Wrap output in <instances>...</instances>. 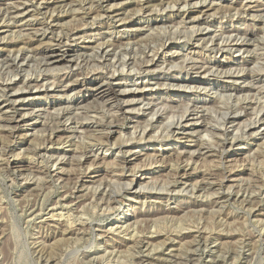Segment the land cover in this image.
I'll return each instance as SVG.
<instances>
[{"label": "rangeland", "instance_id": "374dc122", "mask_svg": "<svg viewBox=\"0 0 264 264\" xmlns=\"http://www.w3.org/2000/svg\"><path fill=\"white\" fill-rule=\"evenodd\" d=\"M140 1L144 0H0V58L24 45H29V55L33 56L23 62L20 75L0 61V81L12 78L17 81L14 86L22 85L21 74L28 71L32 76L44 71L50 80L42 88L31 86L22 91L30 97L9 111L4 112L6 97H0V115L18 119L28 112L23 117V128L14 133L0 128V264H137L140 258L145 259L143 264H264V88H256L264 84V0H213V5L211 0H189L187 6L180 4L181 11L177 10L178 4L172 7L176 0H164L172 3L171 7L163 10L156 6L147 13L139 7ZM24 2L29 7L27 16L9 22L5 3L21 6ZM160 3L161 0L151 2ZM209 5L217 12L211 24L203 20L189 22L186 18L187 14L203 15L201 10ZM90 6L94 13L85 14L83 10ZM71 10L76 11L74 16ZM45 11L63 14L59 24L64 28L77 26L84 38L58 47L51 45V34L32 37L28 33L47 19ZM133 12L132 19L128 18ZM116 13H121L119 18L125 26L112 16ZM234 14L231 19L229 16ZM157 26L161 28H154ZM224 26L241 28L237 37L251 39L249 49L217 52L196 42L205 33H218ZM169 31L175 32L171 34L173 40H167L161 48L160 43ZM110 36H122L124 40L130 37V43L125 45L126 55L135 57V67L131 64L135 70L128 69L131 65L117 64L111 84H101L103 80L96 78L98 71L116 67L101 65L91 46L111 39ZM258 38L261 40L257 41ZM51 47L65 55L47 66L43 57ZM150 49L166 61L155 71L137 73L136 68L150 56L146 54H152ZM82 52L78 67L70 65L69 60ZM211 58L216 64H210L212 67L205 73L206 68L198 66ZM244 58L249 61H243ZM168 63L170 72L163 73ZM194 63L198 66L191 69ZM53 65L58 68H47ZM88 73L94 75H90L87 87L99 85L98 90L90 91L79 83ZM232 76L240 78L231 82ZM122 78L135 80L137 85L133 89L146 87L130 104L131 108L136 106L132 110L134 117L117 120L112 119L116 116L115 101L108 95L100 97V91L115 87ZM253 78L263 79L254 82ZM54 79L70 83L54 89L50 85ZM158 81L166 83L159 86ZM171 82H180L182 86ZM52 102L57 103L54 108L70 113L62 120L81 116L78 121L86 123L84 128L74 130V123L68 119L63 128L66 131H57L52 134V142L46 141L51 129H45L44 123L56 126L48 113ZM193 106L204 109L208 121L202 122L204 117L199 119L204 111L184 117V123L195 120L196 129H190L194 133L176 131L165 138L172 134L170 128H165L167 121L176 119L167 120V116H178ZM154 111L159 112L151 119L149 114ZM227 111L237 112L236 121L227 123L222 119ZM94 114L108 124L109 142L105 145L96 143L100 132L93 130L102 127L94 123L86 127ZM256 119L254 127L249 125ZM4 121L0 120V126L7 125ZM213 124L228 126L229 134L224 135ZM142 126L154 138L140 139ZM254 130L260 132L253 135ZM231 133L238 134L240 139L232 146H221L222 138L232 139ZM91 148L97 150L99 157L89 153L86 158L83 152ZM126 150L131 152L125 155ZM133 179L132 185L124 186ZM119 182L123 190L117 185ZM112 189L117 191L109 198Z\"/></svg>", "mask_w": 264, "mask_h": 264}, {"label": "bare ground", "instance_id": "6f19581e", "mask_svg": "<svg viewBox=\"0 0 264 264\" xmlns=\"http://www.w3.org/2000/svg\"><path fill=\"white\" fill-rule=\"evenodd\" d=\"M172 1V0H171ZM177 1V0H176ZM175 1V3H173V6L172 7H174V5L176 6L177 4H178V9L177 10H179L180 8H181V6H180V4H182V3H184V5L182 6V7H184V6H187V4H189V0H178L177 2ZM206 1V0H205ZM212 2V4L211 5H213L214 4V2H213V0H211ZM262 1V0H261ZM151 2H152V0H144V1H140V2H138V5H139V7L140 8H142L143 10H144V12H151V11H153L154 9L153 8H155L156 6H160L163 10L164 9H166V7H168V6H170L171 7V5H172V3H169V2H165L164 0H161V3L160 4H155V5H153V4H151ZM249 2H256V1H252V0H250ZM16 3V2H15ZM48 3V2H47ZM196 1L194 2V5L196 6ZM6 4V8H5V12H6V16H7V19H9V22L10 21H16L19 17H21V19H24L25 18V16H27V12L29 11V7L25 4V2L24 3H22V5H25V6H23V8H21V6L20 5H17V6H15V5H12V4H8V3H5ZM43 4V3H42ZM167 4V5H166ZM254 4V3H253ZM46 6V5H45ZM93 6V5H92ZM95 7V6H94ZM246 7V6H245ZM249 7V6H248ZM253 7V6H252ZM251 7V8H252ZM255 7H256V5H255ZM46 8H48V7H46ZM82 8V7H81ZM140 8H138V10L140 9ZM160 8V9H161ZM214 7H210V5H209V7L207 8V9H203V10H201V12L203 13V15H200V14H197V15H190V14H187V16H186V18H188V21L189 22H199L200 20H203V21H206L207 22V25H208V23H212V21H213V19H211L212 17H213V15H215V12H216V10H214L213 9ZM96 9V8H95ZM156 9H157V7H156ZM174 9V8H173ZM239 9V8H238ZM254 9V8H253ZM76 10V9H75ZM142 10V11H143ZM83 11H85V14H90V13H94V9H93V7H91L90 6V8H86V10L84 9ZM83 11H82V13H83ZM179 11H181V10H179ZM246 11V10H245ZM249 11V10H248ZM48 12V15H47V19H45V20H43V21H41V22H39V25L38 26H36V27H32V30H30V32L28 33V34H31L32 35V37H35V36H37V35H41V36H43L44 38L45 37H47L49 34H51V45H56V46H65L66 44H70L71 42L72 43H74L75 41H77V40H81L82 38H84V35H80V29L77 27V26H72V27H67V28H64L61 24H59V20H60V18L63 16V14H61V13H56V14H54L55 12L53 11V12H49V11H45V13H47ZM71 13H72V15L74 16L75 15V13H76V11H73V10H71L70 11ZM187 12V11H186ZM227 12V11H226ZM217 13V12H216ZM251 13V12H250ZM257 13V12H256ZM249 14V13H248ZM67 15V14H66ZM78 15V14H77ZM121 15V13H116L115 15L113 14L112 16L113 17H117L118 18V21H120L121 20V18H119V16ZM135 15V12H133L131 15H130V17H128V18H130V19H132V17ZM235 14L234 15H232V16H229L231 19H234L235 18ZM247 16V15H246ZM258 16V15H257ZM260 16V15H259ZM227 18V20H229V17H227V16H223L222 18ZM253 17H254V15H253ZM261 17V16H260ZM116 18V19H117ZM127 18V19H128ZM256 18V17H255ZM126 18H124V20H125ZM19 20V19H18ZM230 21V20H229ZM7 23V25H10V23ZM26 22V21H25ZM29 23V22H28ZM202 23V22H201ZM26 24V23H25ZM120 24L121 25H124L125 23H122V20H121V22H120ZM194 24V23H193ZM196 24V23H195ZM24 25V24H23ZM118 25V24H117ZM182 25V24H181ZM125 26V25H124ZM206 26V25H205ZM160 26H157V27H154V28H159ZM174 27V26H173ZM183 27H185V25L183 26ZM207 28H208V26H206ZM203 28V29H200V27H199V29L200 30H203V31H205L207 28ZM2 28V27H1ZM58 28H60V30L59 31H57V32H55L56 31V29H58ZM147 28V27H146ZM161 28V27H160ZM176 28V27H175ZM256 28V27H255ZM20 29V28H19ZM171 29V28H170ZM183 29V28H182ZM181 29V30H182ZM190 29H193V28H190ZM194 29H195V27H194ZM241 29V28H240ZM239 28H237V27H232V28H229V29H227V26H224V27H221V29H220V31L218 30V33L215 31L214 32V34H212V35H209V36H206L207 34H209V33H205L206 35L205 36H200L199 38H198V40L196 41V42H198V43H200V45H202V47H204V48H206V49H209V50H217V52H225V50H235V51H242V50H244V51H246V50H248L249 48L248 47H250V45L252 44L250 41H252L251 39H246V37H244L243 39H241V38H238L237 37V35H238V33L239 32H241V30H240ZM260 29V28H259ZM3 30V29H2ZM101 30V29H100ZM162 30H163V28H162ZM166 30V29H165ZM179 30V29H178ZM177 30V31H178ZM199 30V31H200ZM254 30V29H253ZM261 30V29H260ZM160 31V30H159ZM174 31H175V29H174ZM174 31H169L170 33H169V35H166L165 33V35H166V37H164V39H165V41H164V39H162V42L160 43V47L162 46V47H165L166 45H167V40H173L172 38L173 37H171V34H174L175 32ZM194 31V30H193ZM197 31H198V28H197ZM198 31V32H199ZM202 31V32H203ZM245 31V30H244ZM109 32V31H108ZM153 32H154V30H153ZM158 32V31H157ZM162 32V31H161ZM185 32V31H184ZM187 32V31H186ZM247 32H248V30H247ZM160 33V32H159ZM158 33V34H159ZM163 33V32H162ZM181 33V32H180ZM193 34L195 33V31L194 32H192ZM257 33V32H256ZM95 34H97V35H101V34H103V32L102 33H95ZM112 34V33H111ZM191 34V33H190ZM246 34V33H245ZM255 34V33H254ZM260 34V33H259ZM97 35H95V36H93V37H98ZM129 35V34H128ZM152 35V34H151ZM177 35H178V33H177ZM109 36V35H108ZM173 36H176V35H173ZM193 36V35H192ZM31 37V36H30ZM50 37V36H49ZM100 37V36H99ZM103 37V36H102ZM105 37H107V36H105ZM104 37V38H105ZM112 36H110L109 38H111ZM148 37V36H147ZM240 37V36H239ZM27 38V37H26ZM177 38H179L178 36H177ZM181 38V37H180ZM194 38V37H193ZM248 38V37H247ZM256 38H257V36H256ZM39 39V38H38ZM103 39V38H102ZM125 38H123L122 36L120 37V38H116V37H112L111 39H108L107 41H100V42H96V44L93 46H91V48L93 49V53L92 54H94V56H96V57H99V58H97V59H99L100 60V62L102 63H100L101 65H103V64H106V65H108V66H113V68H115L116 66H118V65H126V66H130L131 64L132 65H134V67H135V64H133L134 63V58H132L131 56L129 57V58H127V52H128V45H127V48H126V44H128L127 42H129L128 40L130 39V37L128 36L127 38H126V40H124ZM183 39V38H182ZM187 39V38H186ZM255 39V38H254ZM261 40V38H258V40L257 41H260ZM1 40V39H0ZM27 40V39H26ZM28 40H31V39H28ZM96 40V39H95ZM101 40V39H100ZM11 41H13V39L11 40ZM10 41V42H11ZM17 41H19V40H17ZM4 42V41H3ZM253 42V41H252ZM28 43V42H27ZM42 43V42H41ZM130 43V42H129ZM23 44V43H22ZM132 44V43H131ZM136 44V43H135ZM148 44V43H147ZM254 44H256V42L254 43ZM257 44H259V42L257 43ZM137 46V45H136ZM261 46V45H260ZM42 47V46H41ZM47 47V46H46ZM87 47H90V46H87ZM149 47V46H148ZM159 47V48H160ZM161 47V48H162ZM254 47V46H253ZM264 47V46H263ZM50 48V47H49ZM147 48V47H146ZM255 50L257 49V47H256V45H255ZM254 48H253V50H254ZM260 48V47H259ZM251 49V48H250ZM146 50V49H145ZM154 50V49H153ZM157 50V49H156ZM159 50V49H158ZM254 50V51H255ZM31 50H30V48H29V45L28 46H20V47H17V48H15L13 51H11V50H9V53L8 54H6V55H4V56H2L1 58H0V61L2 62V63H4V64H6V66H8V67H12L13 69L12 70H15V75H20V72H21V70H23L24 68H22L23 67V62L25 61V60H27L28 58H30L29 59V61L31 60V57H33V56H30L29 55V52H30ZM60 50L59 49H55L54 47H51V50H49L48 51V53H44V65H49V64H51L52 62H54V61H59V60H62L63 58H64V55H65V53H60L59 52ZM147 51V50H146ZM150 51H151V49H150ZM160 51V50H159ZM251 51V50H250ZM33 52V51H32ZM39 52V51H38ZM38 52H37V54H38ZM133 52V51H132ZM144 52V51H143ZM86 53V52H85ZM151 53H152V51H151ZM249 53V52H248ZM84 54V52H82V53H77V57L78 58H75V59H70L69 60V64L70 65H74L75 67L77 66L78 67V65H79V63H80V61H79V59H80V57L82 56ZM87 54V53H86ZM132 54V53H131ZM130 54V55H131ZM144 55V54H143ZM146 55H150V56H148V58H147V60L146 61H143V63L141 64L140 62V66H138L137 68H136V71H137V73H145V72H151V71H155L156 69H158V68H161L162 67V64L166 61H164L163 60V58H161V54H159V52H154V53H152V54H150V53H147ZM42 56H43V54H42ZM141 56H142V54H141ZM137 57V56H136ZM140 57V56H139ZM82 58V57H81ZM143 58V57H142ZM145 58V57H144ZM183 58V57H182ZM260 58V57H259ZM245 59V58H244ZM160 60H163V62H161V63H159V61ZM205 60V59H204ZM216 60V59H215ZM253 60V59H252ZM29 61L27 62V65H28V63H29ZM168 61V60H167ZM243 61H246V62H248L249 60L248 59H245V60H243ZM258 61V60H257ZM171 62V61H170ZM175 62V61H174ZM187 62V61H186ZM261 62V61H260ZM81 63H82V61H81ZM123 63V64H122ZM213 63H215V62H213V60H212V58L211 59H209V60H207V61H205V62H202V65L201 66H198L196 63H194V65H190V68L192 69V68H197L196 66H198V67H205L206 69H205V73H207L206 71H208V69H210L209 67H212V66H214V65H212ZM245 63V62H244ZM58 64V63H57ZM118 64V65H117ZM175 64V63H174ZM177 64V63H176ZM175 64V65H176ZM210 64L212 65V66H210ZM216 64V63H215ZM255 64H257V63H255ZM70 65H68V67L70 66ZM132 65L130 66V68H128V69H131V71L134 69L135 70V68L134 67H132ZM171 65H173V62H172V64ZM170 63H168L167 64V66L165 67L166 69L164 70V69H162V70H164L163 71V73H169L170 72ZM189 65V64H188ZM259 66V65H258ZM46 67V66H45ZM64 67V66H63ZM66 67V66H65ZM119 67V66H118ZM125 67V66H124ZM47 68H51V69H55V68H58L57 67V65H53V66H49V67H47ZM164 68V67H163ZM175 68V67H174ZM45 69V68H44ZM50 69V70H51ZM71 69H72V67H71ZM100 69V68H99ZM123 69V68H122ZM125 69V68H124ZM230 70H231V67L229 68ZM232 69H233V67H232ZM249 69V68H248ZM257 69V68H256ZM46 70V69H45ZM59 70H62V69H59ZM118 69H117V67L113 70V69H108L107 67H106V71L105 70H102V71H98V72H100L99 73V76H97L96 78H100V79H102L103 81L101 82V84H104V82H108V83H110V81H112V79H113V77L115 76V72L117 71ZM121 70V69H120ZM133 70V71H134ZM177 70V69H176ZM186 70V69H185ZM222 70H224V69H222ZM125 71V70H124ZM211 71V70H210ZM229 71V70H228ZM29 72V71H28ZM28 72H26V73H24V74H21L22 76L20 77V80H22V85H18V86H14V84L17 82L16 80H13L12 78L10 79V80H4V81H0V97H6L5 98V102L7 103V104H5L3 107L4 108H6L5 110H4V112H6V111H9V109L11 108V107H16V104H19V105H23L22 104V102L24 101V100H26L27 98H29L28 97V95H26L25 93H23L22 91H25V90H27V89H29L31 86H34L35 88H38V87H44L45 86V83L46 82H50V80H49V78L46 76V74L45 73H42V72H44V71H42L40 74H37L36 76H32V75H29V73ZM69 72L70 71H68V73H67V75L69 74ZM39 73V72H38ZM235 73V72H234ZM233 73V74H234ZM92 74V75H91ZM127 74V73H126ZM232 74V75H233ZM67 75L65 76V79L67 78ZM93 77V75H94V73H88V74H84V76H83V78L80 80V82L79 83H81L82 85H83V87L84 86H86V88L85 89H90V91L91 90H98L100 87H99V85H95V86H93V87H87V82H90L91 81V79H92V77ZM259 75V74H258ZM231 76V75H230ZM259 77V76H258ZM263 77V76H262ZM88 78L90 79V80H88ZM95 78V77H94ZM238 78H240V77H236L235 76V78L232 76V79L233 80H231V82H235V80L234 79H238ZM80 78H77V80H79ZM123 79V78H122ZM175 79V78H174ZM263 79V78H262ZM262 79H255V78H253L252 80L254 81V82H259V81H261ZM43 81V82H42ZM46 81V82H45ZM65 80H63V79H61V80H53V81H51V87L52 86H54L55 88L54 89H56L57 87H59V86H66V85H68L70 82H67V84H64L63 82H64ZM247 81V80H246ZM252 81V82H253ZM238 82V81H237ZM166 82L165 81H158V82H156V84H158L159 86H161V85H163V84H165ZM261 83H263V82H261ZM99 84V83H98ZM111 84V83H110ZM155 84V85H156ZM171 84H176V85H178V86H182V84H180V82L178 83V82H176V83H174V82H171ZM136 86L137 85V82H135V80L134 81H132V80H127L126 78L125 79H123L122 81H120V82H118L117 83V85L115 86V87H111L109 90H107V91H100V94H101V96L100 97H103V96H105V95H108L109 96V98L110 99H113L115 102L113 103V107L116 109V116H114L112 119H117V120H120V119H127V118H131V117H134L133 115H132V110L133 109H135V107H133V108H131L130 107V104L135 100V99H137L136 98V96H137V94H138V92H141L142 90H144L145 89V87H146V85L145 86H143L142 88L140 87V89L139 88H132V86ZM251 85V84H250ZM257 85V84H256ZM133 86V87H134ZM188 87V86H187ZM199 87V86H198ZM205 87V86H204ZM232 87V86H231ZM257 89H259L260 91L261 90H263V88H264V84L263 85H257V87H256ZM22 92V93H19V92ZM64 91V90H63ZM79 92V91H78ZM46 94H49V92H48V88H47V91H46ZM59 95V94H58ZM221 95V94H220ZM35 96V95H34ZM62 96V95H61ZM68 96V95H67ZM224 96V95H223ZM40 97V96H39ZM44 97V96H43ZM65 97V96H64ZM68 98V97H67ZM108 98V99H109ZM228 98V97H227ZM254 98V97H253ZM138 99H140L139 97H138ZM243 99V98H242ZM262 99V98H261ZM68 100V99H67ZM78 100V99H77ZM199 100H200V98H199ZM56 101V100H55ZM19 102H21V103H19ZM78 101H76V103H77ZM152 102V101H151ZM238 102V101H237ZM259 102V101H258ZM264 102V101H263ZM43 103V102H42ZM153 103V102H152ZM68 104V103H67ZM148 104V103H147ZM154 104V103H153ZM57 105V103H54V102H52L51 104H50V106H52L51 108L53 109L55 106ZM77 105V104H76ZM76 105H74V106H76ZM146 105V104H145ZM194 105V104H193ZM211 105V104H210ZM259 105V104H258ZM261 105V104H260ZM54 106V107H53ZM65 106V105H64ZM70 106V105H69ZM73 106V105H72ZM82 106V105H81ZM188 106V105H187ZM196 106V105H195ZM246 106V105H245ZM257 106V105H256ZM0 107H2V105H0ZM77 107H78V105H77ZM154 107V106H153ZM153 107H151V109L153 108ZM260 107H262V106H260ZM60 107H58L57 109H59ZM62 108V107H61ZM63 108H65V107H63ZM62 108V109H63ZM67 108V107H66ZM148 108V107H147ZM155 108V107H154ZM198 108V107H197ZM197 108H195L194 106H193V108H187L183 113H181L180 115H172L171 117L170 116H167L168 118H167V120L168 119H171L172 117L174 118V117H176V119L174 118V119H171V120H168L167 121V123H166V127L165 128H170V131L172 132V134H168V133H166V134H168L167 136H165V138H170V136H172V135H174V133L177 131V134H179V133H184V134H191V133H194V132H191V130L192 129H196V122H195V120H188V121H186V123H184L183 121H182V118H188V117H191V115H193V114H197L198 115V113H201L202 111H204V109L202 110H199V109H197ZM200 108V107H199ZM258 108V107H257ZM2 109V108H1ZM0 109V110H1ZM42 109V106H41V108H39L38 110H41ZM44 109H45V107H44ZM49 109V108H48ZM52 109H50V111L48 112L49 114H50V117H51V119H52V122H54L55 124H56V126L54 127H50L49 125H50V122H49V124L47 123V121H46V123H44L45 124V129H48V127H49V129H51V131L50 132H48L49 133V135L47 136V138H45L46 139V141H49V142H52V134H55L57 131H60V130H64V131H66L65 129H63L64 127H66L65 126V123H67L68 122V119L70 120L71 119V121H72V123H74V126H73V129L74 130H76V129H79V128H82L84 125H86V123H83L84 125H82V121L80 122V121H78V120H80V117H79V119H77L76 118V116L75 117H70L69 116V112L67 111V113H69L68 114V116L69 117H67V118H65L64 120H62L65 116H67V113H65L64 111H62L61 109H59V110H57L56 108H54V109H56L55 111H51ZM71 109V108H70ZM157 109H158V107H157ZM156 109V110H157ZM161 109V108H160ZM37 110V109H36ZM35 110V111H36ZM155 110V109H154ZM250 110V109H249ZM255 110V109H254ZM253 110V111H254ZM257 110V109H256ZM29 111V110H28ZM153 111V110H152ZM151 111V112H152ZM213 111V110H212ZM241 111V110H240ZM244 111V110H243ZM250 111H252V110H250ZM41 112V111H40ZM150 112V114L149 115H151V119H153V116L156 114V112L157 111H154L155 113H151ZM159 112V111H158ZM158 112H157V114H158ZM28 113V112H27ZM26 112H24V115H20V118H18V119H16V117L15 116H9L8 114H6L7 116H2V115H0V120L1 121H4L5 123H7V125L5 124V125H3V126H0V128H2V129H8L9 131H10V133H14V132H16L18 129H20V128H23L24 127V125L22 124V121H25L24 119H23V117L27 114ZM72 113H75V112H73L72 111ZM234 113H237V112H229V111H227L226 113H224V116H223V118L222 119H225V121L227 122V123H233L234 121H236V119H237V117L235 116V114ZM259 113V112H258ZM264 113V112H263ZM22 114V113H21ZM207 113H205V111H204V113L203 114H201L200 115V117H199V119L201 118V117H204L203 118V120H202V122H205L206 120H207V115H206ZM37 115V114H36ZM77 115V114H76ZM82 115V114H81ZM93 117H92V119H91V122H87V123H89L86 127H89V125L90 124H92L91 126H93V123L94 124H97L98 126H100V127H102V128H100V129H93L95 132H100V135H99V137L97 138V140H96V143H99V144H107L108 142H109V131L107 130L108 128L106 127L107 125H106V121L104 120H101V119H98V118H96L95 117V114L94 115H92ZM96 116H98V115H96ZM162 116V115H161ZM207 116V117H206ZM78 117V116H77ZM262 117V116H261ZM264 117V116H263ZM76 119L78 122H76V120L75 121H73V119ZM103 118V117H102ZM148 118H149V116H148ZM159 118V117H158ZM86 119V118H85ZM90 119V118H89ZM133 119V118H132ZM249 119V118H248ZM247 119V120H248ZM263 119V118H262ZM66 120H67V122H66ZM84 120V119H83ZM87 120V119H86ZM86 120H84V121H86ZM148 120H150V119H148ZM147 120V121H148ZM247 120H246V122H247ZM250 120V119H249ZM11 121H13L14 122V124H10V122ZM36 121V120H35ZM89 121V120H88ZM197 121H198V119H197ZM208 121V120H207ZM261 121V120H260ZM262 121H264V120H262ZM12 122V123H13ZM29 122V121H28ZM37 122V121H36ZM80 122V123H79ZM209 122H211L212 123V121H210L209 120ZM208 122V123H209ZM244 122V121H243ZM242 122V123H243ZM249 122V121H248ZM247 122V123H248ZM251 122V121H250ZM256 122H258V120L256 119L255 120V122H252L251 124H249V125H251L252 127H254L255 126V123ZM26 123V122H25ZM112 123V122H111ZM162 123V122H161ZM206 123V122H205ZM225 123V122H224ZM242 123H240L239 125H242ZM29 125H34V123L32 122H30V123H28ZM152 124V123H151ZM165 124V123H164ZM48 125V126H47ZM201 125V124H200ZM199 125V126H200ZM213 125H215V124H213ZM212 125V126H213ZM219 125V124H218ZM218 125H215V126H217V127H214V128H216V129H219V130H222L223 131V134L224 135H228L229 134V130H228V126L227 127H222V125L221 126H218ZM232 125V124H231ZM235 125V124H234ZM244 125V124H243ZM136 126H138V125H136ZM204 126V125H203ZM208 126V125H207ZM210 126V125H209ZM245 126V125H244ZM248 126V125H247ZM151 127V126H150ZM160 127H161V125H160ZM237 127H239V126H237ZM246 127V126H245ZM84 128V127H83ZM135 128V127H134ZM138 128V127H137ZM137 128H135V129H137ZM141 128V127H140ZM142 128L143 129H141V130H139L140 131V133L139 134H141V135H138V137L140 138V139H142V138H146V139H151V138H154L153 136H151V134L149 133V131H147V127L146 126H142ZM158 128H159V126H158ZM247 128V127H246ZM245 128V129H246ZM251 128V127H250ZM249 128V129H250ZM262 128V127H261ZM73 129H72V131H73ZM134 129V130H135ZM187 129L189 130V131H187ZM191 129V130H190ZM200 129V128H199ZM204 129H206V127H204ZM237 129V128H236ZM260 129V128H259ZM82 130V129H81ZM103 130V131H102ZM138 130V129H137ZM151 130V129H150ZM208 130V129H207ZM212 130V129H211ZM237 130H239V128L237 129ZM252 130V129H251ZM250 130V131H251ZM261 130V129H260ZM79 131H80V129H79ZM93 131V132H94ZM136 131V130H135ZM244 131V130H243ZM247 131V130H246ZM162 132V131H161ZM167 132V131H166ZM216 132V131H215ZM235 132V131H234ZM258 132H260L259 130H254V132H253V135L254 134H256V133H258ZM134 133V132H133ZM136 133H137V131H136ZM135 133V134H136ZM165 133V132H164ZM210 133H212V132H210ZM219 133H221V131L220 132H218L217 134H218V136L220 135ZM245 133V132H244ZM247 133V132H246ZM250 133V132H249ZM74 134V133H73ZM76 134V133H75ZM93 134V133H92ZM96 134V133H95ZM214 134V133H213ZM216 134V133H215ZM232 134V133H231ZM236 134V133H235ZM72 135V134H71ZM97 136H98V134H96ZM153 135V134H152ZM232 135H234V134H232ZM236 135H238V134H236ZM236 135H234L233 137H232V139L231 140H228V138H222L221 139V146H228V145H233L234 144V142L235 141H237V140H239L240 139V137L239 136H236ZM244 135V134H243ZM246 135V134H245ZM252 135V136H253ZM94 136V135H93ZM216 136V135H215ZM221 136H222V134H221ZM240 136H241V134H240ZM148 137V138H147ZM200 137V136H199ZM202 137V136H201ZM254 137V136H253ZM179 137H177V139H178ZM203 138V137H202ZM201 140V139H200ZM148 141H150V140H148ZM125 142V141H124ZM200 142H202V141H200ZM199 142V143H200ZM65 143V142H64ZM125 143H127V142H125ZM198 143V142H197ZM52 144V143H51ZM95 144V143H94ZM94 144H92V145H94ZM210 145V144H209ZM46 147V146H45ZM44 147V148H45ZM95 147V146H94ZM212 147V146H211ZM216 147V146H215ZM207 149V148H206ZM193 150V149H192ZM196 150V149H195ZM194 150V151H195ZM40 151V150H39ZM126 151H128V152H125L124 154L126 155V154H128V153H130L131 152V150H126ZM190 150H187V154H188V152H189ZM41 152H43V151H41ZM40 152V153H41ZM120 152H122V151H120ZM134 152V151H133ZM185 152V151H184ZM210 152H212V151H210ZM89 153H91L90 155H95L96 157H99V156H97V154H98V152H97V150L96 149H94V148H91L90 150H88V151H86V152H83V154H85L86 155V158L88 157V154ZM191 153H192V151H191ZM190 153V154H191ZM194 153V152H193ZM192 153V154H193ZM82 154V155H83ZM123 154V155H124ZM195 155V154H194ZM77 157V156H76ZM78 157H80V156H78ZM82 157V156H81ZM184 157V156H183ZM102 159V158H101ZM88 169V168H87ZM85 173V172H84ZM121 181V180H120ZM128 181V180H127ZM126 181V185L124 184V182L125 181H123V182H121V183H123L124 184V186L125 187H127L129 184H133V182H134V179L133 180H130V182H127ZM118 182V181H117ZM111 183V182H110ZM114 183V182H113ZM120 183V182H119ZM121 183L120 184H117L119 187H120V185H121ZM127 183H129V184H127ZM143 184H145V183H143V182H140V185H143ZM113 184H111L110 186H112ZM115 185H116V183H115ZM114 185V186H115ZM110 186H109V189H110ZM118 186H116V187H118ZM123 185H121V187H122ZM123 186V187H124ZM99 186H97L96 188H98ZM123 187H122V190H123ZM193 188L195 187V186H192ZM197 187V186H196ZM195 187V188H196ZM199 187V186H198ZM202 187V186H201ZM95 188V189H96ZM112 188H114L115 189V187H113L112 186ZM144 188V187H143ZM145 188H147V186L145 187ZM230 188V187H229ZM121 189V188H120ZM150 189H152L151 187H150ZM125 190H127V189H125ZM228 190V189H227ZM114 191H117V190H114ZM113 191V189L112 190H110L108 193H109V198H110V196H111V194L114 192ZM162 191V190H161ZM190 191V190H189ZM195 191V190H194ZM101 192H102V190H101ZM104 192V191H103ZM102 192V193H103ZM119 192V191H118ZM118 192H117V194H118ZM135 192H138L137 191V189H136V191ZM141 192V191H140ZM186 192V191H185ZM191 192V191H190ZM114 193H116V192H114ZM113 193V194H114ZM120 193H122V191L120 192ZM191 193H193V192H191ZM112 194V195H113ZM195 194V193H194ZM104 196V195H103ZM115 196V195H114ZM108 197V196H107ZM223 197V196H222ZM225 197H227V196H225ZM250 197V196H249ZM103 198V197H102ZM108 198V199H109ZM104 199H106V198H104ZM225 199V198H224ZM197 200V199H196ZM225 200H227V199H225ZM224 200V201H225ZM246 200V199H245ZM195 202V201H194ZM112 208V207H111ZM180 208V207H179ZM178 209V208H177ZM183 209V208H182ZM184 210V209H183ZM53 217V216H52ZM73 224V223H72ZM122 226V225H121ZM186 226V225H185ZM88 227V226H87ZM178 227V226H177ZM130 228V227H129ZM129 228H127V230L129 229ZM76 231V230H75ZM152 235V234H151ZM164 236V235H163ZM132 237V236H131ZM170 237V236H169ZM76 239V238H75ZM131 240V239H130ZM137 240V239H136ZM135 240V241H136ZM148 240V239H147ZM165 240V239H164ZM134 241V240H133ZM138 241V240H137ZM140 241V240H139ZM143 242V241H142ZM154 242V241H153ZM134 243V242H133ZM145 243H147V242H145ZM145 243H144V245H145ZM150 243H151V241H150ZM153 244V243H152ZM146 245H148V243L146 244ZM150 259V258H149ZM145 262V259L144 258H140V259H138V261H137V264H143Z\"/></svg>", "mask_w": 264, "mask_h": 264}]
</instances>
